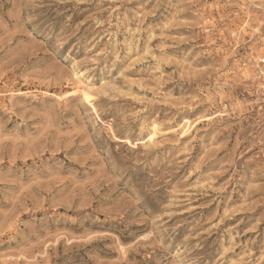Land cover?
I'll return each mask as SVG.
<instances>
[{"label":"rangeland","instance_id":"1","mask_svg":"<svg viewBox=\"0 0 264 264\" xmlns=\"http://www.w3.org/2000/svg\"><path fill=\"white\" fill-rule=\"evenodd\" d=\"M264 0H0V264H264Z\"/></svg>","mask_w":264,"mask_h":264},{"label":"built area","instance_id":"2","mask_svg":"<svg viewBox=\"0 0 264 264\" xmlns=\"http://www.w3.org/2000/svg\"><path fill=\"white\" fill-rule=\"evenodd\" d=\"M262 62L264 63V59L262 60Z\"/></svg>","mask_w":264,"mask_h":264}]
</instances>
